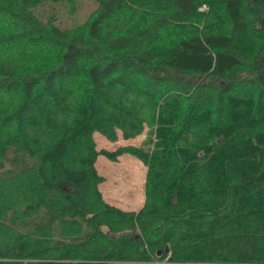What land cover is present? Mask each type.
I'll return each instance as SVG.
<instances>
[{
    "label": "trees",
    "instance_id": "trees-1",
    "mask_svg": "<svg viewBox=\"0 0 264 264\" xmlns=\"http://www.w3.org/2000/svg\"><path fill=\"white\" fill-rule=\"evenodd\" d=\"M89 1L78 23L73 0H0V181L30 174L38 207L0 211V264H264V0ZM62 3L70 26L43 13ZM126 155L135 211L95 169Z\"/></svg>",
    "mask_w": 264,
    "mask_h": 264
},
{
    "label": "rangeland",
    "instance_id": "rangeland-1",
    "mask_svg": "<svg viewBox=\"0 0 264 264\" xmlns=\"http://www.w3.org/2000/svg\"><path fill=\"white\" fill-rule=\"evenodd\" d=\"M70 5V4H69ZM77 9L75 13L77 16H80L78 23L82 21V17L95 10V5L89 0H73L71 3ZM48 11H44V15H47V18L54 17L55 20L60 21L58 24L60 26H70L73 21V16L69 14L68 4H57L56 6L47 5ZM204 7V6H203ZM199 8V12H207V7ZM210 15V14H208ZM41 17V16H40ZM43 18V17H42ZM245 23L250 25V18L247 14H244ZM59 19V20H58ZM210 23L215 24L214 28H217L214 31H218L221 34L229 32V27L226 21L224 22L222 17L214 15ZM199 25V22H198ZM250 33V32H249ZM178 30L174 27L166 33H162L160 36L161 43L163 41H173L174 38L178 37ZM252 44L255 46L258 45L255 39H251ZM255 51L251 52V59L247 61H252ZM249 62V63H250ZM249 67L245 68V71ZM242 71V70H240ZM204 117H202V120ZM137 139L135 140H122L120 136L117 141L113 143L107 142L101 135L94 134V144L96 149L107 150V152H113L118 147H126V145H131L133 147H139L140 142L145 141L146 145L150 148V138L151 136L146 137L147 133L143 130ZM153 133H151L152 135ZM96 162V171L100 176L104 178L102 184L100 185L101 195L103 199L109 205H114L121 210H137L143 204V192L144 184L143 180L145 179L144 165L133 159L130 156L118 157L117 162L111 163L106 160L103 156L97 157ZM34 179L32 176L26 175L24 178L13 177L11 180L0 181V211L10 212L14 217L23 218L25 216H34L36 215V210L38 207L33 209H27L25 212L22 211L21 205L24 203L25 199L29 196L34 195L37 192V186L34 185ZM40 206L44 208L51 209L55 206H58V203H51L47 205L41 203ZM171 255V251L168 249L165 254V259H168ZM169 261V259H168Z\"/></svg>",
    "mask_w": 264,
    "mask_h": 264
}]
</instances>
